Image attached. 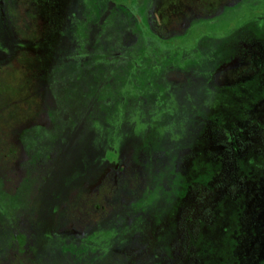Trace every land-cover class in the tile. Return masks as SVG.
<instances>
[{"label": "rangeland", "instance_id": "obj_1", "mask_svg": "<svg viewBox=\"0 0 264 264\" xmlns=\"http://www.w3.org/2000/svg\"><path fill=\"white\" fill-rule=\"evenodd\" d=\"M263 9L0 0V264H264Z\"/></svg>", "mask_w": 264, "mask_h": 264}, {"label": "trees", "instance_id": "obj_2", "mask_svg": "<svg viewBox=\"0 0 264 264\" xmlns=\"http://www.w3.org/2000/svg\"><path fill=\"white\" fill-rule=\"evenodd\" d=\"M264 10V9H263ZM253 11L249 10L244 15L239 17L237 20L225 18V21H218L210 22L204 25L202 28L203 32H206V35H217V34H224L225 32H229L234 28H238L242 21L248 19L251 16ZM202 36V35H201Z\"/></svg>", "mask_w": 264, "mask_h": 264}]
</instances>
